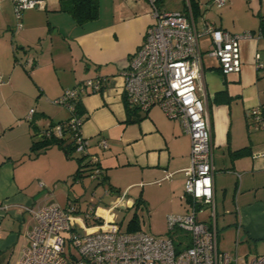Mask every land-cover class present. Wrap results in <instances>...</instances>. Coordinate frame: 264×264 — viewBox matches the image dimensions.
<instances>
[{
    "label": "crops",
    "instance_id": "0c3cea01",
    "mask_svg": "<svg viewBox=\"0 0 264 264\" xmlns=\"http://www.w3.org/2000/svg\"><path fill=\"white\" fill-rule=\"evenodd\" d=\"M42 1V9L22 11L17 28L13 0H0V264L17 263L34 224L26 209L51 202L71 205L77 213L90 208L83 210L78 197L70 198L69 191L79 182L72 180L75 159L57 146L38 155L30 152L35 134L71 117L67 107L53 101L85 80H103L101 92L77 100L83 111L81 135L111 187L108 191L105 184L98 185L112 196L109 204L124 193L128 209L139 200L153 221L162 216L161 227L152 223L155 236L169 235L166 215L185 214L189 207L184 186L191 141L181 123L157 106L136 110L134 121L126 123L122 72L153 21L147 1L97 0L96 19L80 25L58 11V0ZM163 2L165 11H190L197 31L208 23L232 35L251 33L240 42L242 69L237 74L223 75L218 62L206 54L212 46L209 35L200 36L198 44L212 131L217 240L221 229L234 249L237 238L236 249L247 247L243 257L262 255L264 129L256 128L246 113L264 104V0H228L221 7L211 0H181L179 10H166ZM61 181L69 190L55 187L50 193L49 185ZM95 186L92 180L88 189ZM161 208H166L164 213L158 212ZM209 216L201 218L208 221ZM88 221V226L94 222Z\"/></svg>",
    "mask_w": 264,
    "mask_h": 264
},
{
    "label": "built area",
    "instance_id": "2783aa9c",
    "mask_svg": "<svg viewBox=\"0 0 264 264\" xmlns=\"http://www.w3.org/2000/svg\"><path fill=\"white\" fill-rule=\"evenodd\" d=\"M146 1L153 21L122 72L123 96L142 112L159 107L169 119L179 121L189 135L190 166L185 170L184 186L188 210L182 215L167 216L169 235L153 236L141 230L120 231L115 211L128 209L125 193L105 210L92 205L85 216L97 224L86 227L75 217L77 210L71 205L62 207L51 202L37 210L29 208L26 210L34 224L25 235L26 242L16 264H264V254L249 259L239 256L238 238L233 255L218 247L212 131L203 100L202 52L198 44L200 36L209 35L212 46L206 54L218 62L223 75L237 74L242 69L240 42L251 38V33L232 35L208 23L197 31L190 11H165L161 0ZM227 1L211 0V4L221 7ZM13 4L17 22L23 10L44 7L42 0H13ZM17 27H21L19 22ZM102 83V79L85 80L64 91L53 103L67 107L70 119L42 131L43 136L64 139L67 129L74 151L93 165L88 173L91 180H96L101 172L99 160L89 154L87 140L80 131L83 119L73 114L74 101L82 94L101 92ZM246 115L253 119L256 128L264 129V104L250 109ZM100 146L106 148V143L101 141ZM205 208L210 209L208 221L200 218ZM75 224L81 225L83 233L75 231ZM177 231L181 234L175 244L170 235Z\"/></svg>",
    "mask_w": 264,
    "mask_h": 264
},
{
    "label": "rangeland",
    "instance_id": "374dc122",
    "mask_svg": "<svg viewBox=\"0 0 264 264\" xmlns=\"http://www.w3.org/2000/svg\"><path fill=\"white\" fill-rule=\"evenodd\" d=\"M181 4H182L181 0H164L163 7L166 10H179V9H181ZM20 64L22 65V63H20ZM25 72L26 71H24L23 73L26 74ZM32 110H35V107H33ZM86 142L88 143V140ZM71 153H72V157H73L72 159L79 157V155L74 150H71ZM91 183H92V180L85 173V176L82 178V180L79 182H76V186H75L74 190L69 191L70 198L78 197V199H80V201H81V205L83 206V210H85L89 204H90L89 205L90 207L93 204H95L96 206H100L102 208L108 207L109 201H110V199H112V196L105 195L100 186L99 187L95 186L92 189H88L90 187ZM49 187L52 190L50 193L54 192L55 187L58 189H61V188L66 189L65 192H67L69 190L68 184H66L65 182H62V181L56 182V183H54V185H49ZM61 200H62V198L60 197V200H58V202L62 203ZM165 209L166 208H161V209H159L158 212L164 213ZM135 214L137 215V222L140 226L141 231L155 236L156 233L151 231L152 223L154 224L153 225L154 227H156V226L161 227L162 226V223H161L162 216L159 215L156 218V220L153 221L154 220L152 218L153 215L151 214L149 217L148 212L146 211V209H144L143 205H142V207H139L137 209L133 208V209H127L124 211H122V210L115 211L117 224L120 227L121 231L122 232L125 231L128 221L131 220ZM168 215H173V214H168ZM168 215H166V218ZM208 215H210V209L205 208L204 214L200 215V218L202 216H208ZM75 216H78L79 218L82 219L85 227H86V225H88L89 221H88V218H86L84 213L78 212V213H75ZM166 218H165V224H166ZM166 227H167V224H166ZM74 229L78 233H83L81 225H79V224H75ZM179 233L180 232L177 231V232H174L170 235V236H172L175 244H177L179 241L180 234H181V233L180 234ZM182 236H184V235H182ZM187 236H188V234H187ZM218 247H219L220 251L227 252L231 255H233L235 252L234 246L232 245L231 237L229 235L223 233L221 229L219 230V233H218ZM247 252H248V249L245 246H239V248L237 249V254L241 257H243V255ZM250 254H251V252H250ZM10 264H14V262L11 261Z\"/></svg>",
    "mask_w": 264,
    "mask_h": 264
},
{
    "label": "trees",
    "instance_id": "16d2710c",
    "mask_svg": "<svg viewBox=\"0 0 264 264\" xmlns=\"http://www.w3.org/2000/svg\"><path fill=\"white\" fill-rule=\"evenodd\" d=\"M58 3H59L58 11L68 13L73 18L75 23L79 24V25L96 19L97 14H98L97 0H58ZM26 10H28V9H26ZM21 13H20V18H21ZM18 22L20 23V19ZM124 101H125V106H126L127 115H128L126 123H131L134 121V120H132L131 114L135 113L136 110H139V109L136 108L135 106L129 105L126 102L125 98H124ZM81 109L82 108L80 107L79 102L76 99L74 101V113L73 114H75L78 117H81L82 112H83ZM58 124H62V123H58ZM53 126L54 125H52L51 127H53ZM35 136L38 138H37V140H35L33 142L32 146H31V151H30L31 155L32 154L38 155L39 153L47 150L49 147L57 146L58 148H60L64 152V154L67 158H73L71 150H74V149H73L72 143H71V133H69L67 129L65 130V138L64 139H57L54 137H46V136L42 135V132L38 133L37 135L35 134ZM75 161L77 163V170H76L75 174L73 175L72 180L73 181H80L85 176V173L87 176H89L88 173H89V171H92L93 165L91 164V161L88 158L82 157V156L75 158ZM98 166H99V164H98ZM99 169L101 172L97 176V179L94 181L97 183V186L98 185H104V184L106 185L107 180H106V177L104 174V170L100 166H99ZM106 186H107L106 190L111 191V187H109L108 185H106ZM132 207L134 209L139 208L140 207V201L136 200ZM93 224H97V223H93ZM119 229H120V227H119ZM140 230H141L140 226L137 222V215L135 214L133 216V218L128 221L126 229L124 232L131 233V232H136V231H140ZM120 231H121V229H120Z\"/></svg>",
    "mask_w": 264,
    "mask_h": 264
}]
</instances>
